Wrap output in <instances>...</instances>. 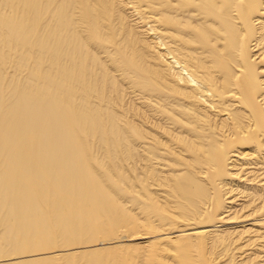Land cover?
Listing matches in <instances>:
<instances>
[{"label": "bare ground", "instance_id": "6f19581e", "mask_svg": "<svg viewBox=\"0 0 264 264\" xmlns=\"http://www.w3.org/2000/svg\"><path fill=\"white\" fill-rule=\"evenodd\" d=\"M0 264H264V0H0Z\"/></svg>", "mask_w": 264, "mask_h": 264}, {"label": "rangeland", "instance_id": "374dc122", "mask_svg": "<svg viewBox=\"0 0 264 264\" xmlns=\"http://www.w3.org/2000/svg\"><path fill=\"white\" fill-rule=\"evenodd\" d=\"M20 73H22V72H20ZM20 73H19V74H20ZM17 77H18V76H17ZM4 78L7 79V74H4ZM18 78H22V77H18Z\"/></svg>", "mask_w": 264, "mask_h": 264}]
</instances>
